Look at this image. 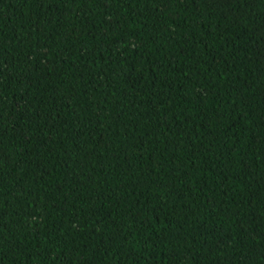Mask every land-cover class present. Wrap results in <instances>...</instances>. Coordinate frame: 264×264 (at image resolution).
<instances>
[{
    "label": "trees",
    "instance_id": "trees-1",
    "mask_svg": "<svg viewBox=\"0 0 264 264\" xmlns=\"http://www.w3.org/2000/svg\"><path fill=\"white\" fill-rule=\"evenodd\" d=\"M0 264H264V0H0Z\"/></svg>",
    "mask_w": 264,
    "mask_h": 264
}]
</instances>
